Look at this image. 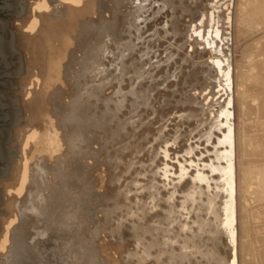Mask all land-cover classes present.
<instances>
[{
	"label": "bare ground",
	"instance_id": "bare-ground-1",
	"mask_svg": "<svg viewBox=\"0 0 264 264\" xmlns=\"http://www.w3.org/2000/svg\"><path fill=\"white\" fill-rule=\"evenodd\" d=\"M130 1L33 0L32 10L19 16L31 33L26 63L32 65L38 94L30 98L25 122L12 126L20 130L16 138L23 145L10 178L3 180L11 200L0 227V264H231L232 245L223 235L195 240L196 234L164 225L167 203L149 206V192L131 188L132 177L152 158L149 141L157 125L165 121L169 130L178 128V146L184 147L195 126L198 95L219 83L220 70L209 62L219 57L202 50L201 40L193 37L196 51L208 57L191 60L175 41L189 42L201 17L205 26L213 20L219 26L217 46L228 61L223 71L231 68L237 91L236 264H264V223L254 218L257 208L241 200L254 193L264 216V175L256 180L264 162L254 165L264 154V0H165V10L148 31L157 26L164 36L159 26L168 19L170 35L154 46L163 56L175 41V59L156 76L175 73L177 79L165 87L157 81L137 88L139 119L131 114L136 107L131 97L118 105L117 85L93 76L95 66L107 63L103 49L114 51L108 41L122 34L134 8L127 6ZM120 87L129 91L127 84ZM213 101H208L211 110ZM208 121L218 123V116L209 113Z\"/></svg>",
	"mask_w": 264,
	"mask_h": 264
},
{
	"label": "rangeland",
	"instance_id": "rangeland-1",
	"mask_svg": "<svg viewBox=\"0 0 264 264\" xmlns=\"http://www.w3.org/2000/svg\"><path fill=\"white\" fill-rule=\"evenodd\" d=\"M32 1L28 0L27 8L29 10H32ZM35 1V0H34ZM179 0H175V2H178ZM186 1V0H185ZM189 2V1H186ZM128 7H133V1L127 2ZM180 12V9L176 10V13ZM13 18V23L12 19ZM5 19H9V26L11 28H14L16 30V40L15 43L22 47L24 58H25V70L21 72L20 75H8L9 78L13 79V83L19 84V86L9 88L8 93L10 95H15L19 93L21 95V102L23 104L24 112L21 113L18 117V119H24L23 121L19 123H24L25 119L28 114L31 113V111L28 109V105L30 104V98L36 96L38 94V89L36 88L33 81V76H31V64L26 63V59L31 57L32 51L30 52V47H28L29 39L27 36H30L31 33H28V28L25 26H22V22L20 20V17L17 16L14 13H7L5 15ZM12 24V25H11ZM149 26V25H148ZM28 33V34H27ZM180 48H183L188 56H190L191 60H203L204 58L208 57L203 55L200 52H197L194 48L193 41L188 40L189 42H185L184 45L179 44L178 41L175 40ZM174 41V42H175ZM199 42V41H198ZM202 46V42L200 41L198 43ZM189 48H191V52H189ZM208 50H206V53ZM220 78L219 83H215L213 86H208L204 92L208 93V96H220L219 100L213 99V110H211V106L209 107L208 103H203L205 100H203L204 95H198L201 99V102H199V105L197 109L199 111L197 112V115L195 118H193L192 125L195 124L191 132H188L187 135V141L186 145L182 148H179V137L177 134L178 128L169 130L165 125L167 124L165 121L161 124L159 123L157 125V131L155 133V136L150 139L151 145H153V155L151 160L143 162L141 167L137 170V175L133 176L131 179V182L133 183L131 188L137 189L141 191H147L149 192V195L147 197V202L149 203V206H154L156 204H159L160 199L165 196V193L161 191L159 185L163 183L160 176L163 174L161 172L160 175L157 174L159 169H162V161L163 157L158 155L159 149L163 147L164 145H171V147L168 148V151L171 152L174 156L175 154L184 151L185 149H189L190 151H196L195 149L190 148V141L193 143H201L203 145V148L200 149L203 151L204 148H207L217 160H223L227 159L229 164H231L232 167V178L231 181L228 179V176L219 177V176H213V179L221 180L223 181V187L227 188L229 183L234 185V208H235V226L234 229L236 230V236H238V229H239V191H238V153H239V146H238V140L236 136V130L237 127L240 125L238 123V109H237V101H236V88L234 86L233 79H231V91L226 92L223 87V77L219 76ZM220 87L222 89L221 93H216V88ZM192 94V92H190ZM231 100L232 107L230 109L232 113V120H231V127H232V148H231V155L228 157H224L222 155V148L223 146L216 143L218 134L215 131V127L220 126L223 124V120L220 118V112L224 111L227 107L228 100ZM209 113H214L218 116V123L217 122H210L208 121ZM195 116V115H194ZM210 120V119H209ZM186 123H188V119L185 120ZM247 124L249 121L246 122ZM20 124H17V126ZM16 126V125H15ZM15 128V127H14ZM222 132H226L225 129L221 128ZM20 132L19 129L12 130L11 137L9 138L10 142L9 144L15 145L17 144V154L14 155V158L11 160V167H10V173L7 175L0 174V191L3 188V201L0 203V227L1 222L3 221L2 217L4 209L6 208V204L9 200L7 198L4 182L3 180H7L11 176V169L13 168L14 162L17 160L18 157L21 156L22 153V145L23 142L21 140H18L16 138V133L18 134ZM208 141H213V145L210 147L208 144ZM254 143V140H250V143L247 145L248 148L252 147V144ZM217 153H220L217 155ZM198 154V153H197ZM257 160L255 161L254 165L258 162H264V154L262 156H257ZM15 160V161H14ZM212 166H215V162H213ZM221 171L227 172L226 167H222ZM264 175V172L257 173V181H260L262 179L261 176ZM205 177L202 175L200 177L195 178L196 182L192 183L190 180H186L184 184L180 186V188L184 189L182 194H178L177 198L170 203H167L166 206H164V211L162 213L163 219L161 222H163L164 225L169 227H177L181 230V233L191 236L196 234V239H209L210 237H221L223 235V241L229 240L228 232L224 229L223 223H224V217L226 215L225 210V203H232L231 200H229L224 193L222 192H216L215 185H209L205 186L202 185L199 181L204 179ZM230 181V182H229ZM256 187V183L252 184V186L249 187V190ZM209 188L211 191H209ZM177 192H180V189H177ZM0 199L1 195H0ZM241 200L247 205V204H253L257 208L254 209L257 212L254 214V218L259 223H264V216L259 212L262 206H260V201L257 200L256 195L254 193L252 194H246L244 196H241ZM178 201V203L176 202ZM221 230V231H218ZM243 236H246L245 234ZM207 244L211 243L208 241ZM231 247V246H229ZM233 250V247H232ZM231 251V249H230ZM232 253L230 252V257H232Z\"/></svg>",
	"mask_w": 264,
	"mask_h": 264
},
{
	"label": "snow or ice",
	"instance_id": "snow-or-ice-1",
	"mask_svg": "<svg viewBox=\"0 0 264 264\" xmlns=\"http://www.w3.org/2000/svg\"><path fill=\"white\" fill-rule=\"evenodd\" d=\"M219 0H212V4L218 3ZM134 8L132 13L128 16L127 23L122 31V34H118L114 40L108 41L109 44H114V51L108 50L107 47L103 49L102 59L107 61L105 65H97L94 67L93 76L98 81H107L108 84H116L115 100L119 105L121 98L125 103L127 98L131 97L136 107L131 110V114L134 118L139 119L138 107L139 97L137 94V88H143L144 84H155L160 81V87L166 86V81L169 79H177L175 73L165 74L164 76L157 77L156 72L166 65L170 64L175 57L172 55L171 48L174 47V41L171 45H166L164 49V55L161 56V50L155 47L159 41L166 39L170 34L168 33V19L162 26L165 30V35L160 36L158 27L154 26L151 31H148V25L153 22L154 19L162 15L165 10V0H133ZM211 7V5H210ZM227 7V5H225ZM215 12H210L209 16H214ZM199 30H197V24L192 25L191 35L188 39L191 40L196 37L202 42V50L207 49L215 56L219 58L210 59V63L214 64L217 69L220 70V76L224 79L222 81L224 90L226 92L231 91V68L228 71H223L225 65L228 63L224 58V53L217 46V42L220 41L219 26L215 23V20L205 26L204 17H201L198 21ZM191 52V48H189ZM155 57V58H153ZM127 84L129 91L123 92L120 85ZM220 87L216 88V93H221ZM147 92L151 94L152 89L148 88ZM204 95L208 96L205 92ZM219 100L220 96L215 97L208 96V99L204 101L205 104L213 99ZM232 107L231 100H228L227 107L224 111L220 112V118L223 120V124L215 127V131L218 134L216 143L223 146L222 155L226 158L231 155L232 148V113L230 111ZM221 128L226 132H222ZM209 146L213 145V141H208ZM171 145H164L159 149V155L163 157L162 169H159L157 174L163 173L160 178L163 183L159 185L161 191L165 193V196L160 199L161 203H170L177 198L178 194H182L184 189L180 188L186 180H190L192 183L196 182L197 177L204 176L205 178L199 182L206 187L209 185H215L216 192H222L224 195L232 201V203H225L226 215L224 217L223 227L228 232L229 243L233 247V258L231 264H236L235 260V208H234V185L229 183L228 187H223V181L213 179V176H232V167L227 159L217 160L215 156L207 149L203 148L201 143H193L190 141V148L196 151H190L185 149L182 152L175 154V156L168 151ZM198 153V154H197ZM220 153H217L219 155ZM215 162V166H212ZM222 167L227 168V172L221 171ZM180 189V192H177ZM209 191L211 189L209 188ZM131 195V193H129ZM152 211H156V208H152Z\"/></svg>",
	"mask_w": 264,
	"mask_h": 264
},
{
	"label": "water",
	"instance_id": "water-1",
	"mask_svg": "<svg viewBox=\"0 0 264 264\" xmlns=\"http://www.w3.org/2000/svg\"><path fill=\"white\" fill-rule=\"evenodd\" d=\"M28 0H0V174L10 173L11 160L17 154V144H9L12 126L24 119L17 115L24 112L19 93L10 95L9 88L19 86L8 75H20L25 70V58L22 47L16 43V30L9 26L7 13L20 16L27 9ZM12 23L13 18L11 16ZM12 25V24H11ZM1 186V185H0ZM2 187V186H1ZM0 203L3 201V188L0 191Z\"/></svg>",
	"mask_w": 264,
	"mask_h": 264
}]
</instances>
